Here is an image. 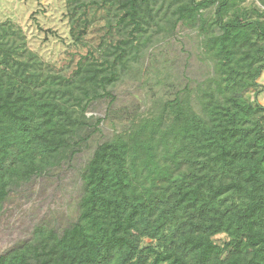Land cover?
I'll return each mask as SVG.
<instances>
[{"label":"trees","instance_id":"trees-1","mask_svg":"<svg viewBox=\"0 0 264 264\" xmlns=\"http://www.w3.org/2000/svg\"><path fill=\"white\" fill-rule=\"evenodd\" d=\"M67 2L76 44L89 10L105 13V36L70 70L0 23V215L12 191L82 150L102 120L86 116L91 103L113 102L112 86L180 23L198 30L211 71L99 142L75 219L36 225L0 264H264V0Z\"/></svg>","mask_w":264,"mask_h":264},{"label":"rangeland","instance_id":"rangeland-1","mask_svg":"<svg viewBox=\"0 0 264 264\" xmlns=\"http://www.w3.org/2000/svg\"><path fill=\"white\" fill-rule=\"evenodd\" d=\"M251 0H244L249 4ZM67 0H0V23L8 22L25 35L27 46L56 70H70L80 56L93 49L105 36L103 9H90L82 43L69 34ZM197 29L179 24L174 33L149 47L136 67L127 70L112 88L114 97L93 101L86 116L98 117L82 150L60 167L36 177L12 191L0 215V254L31 236L33 228L46 224L62 229L77 215L81 192L80 171L96 145L129 125L132 117L170 99L185 84L193 91L211 71V61L202 53ZM258 81L263 91L257 100L264 104V71ZM252 90L246 96L253 99ZM222 240L223 235H217Z\"/></svg>","mask_w":264,"mask_h":264}]
</instances>
